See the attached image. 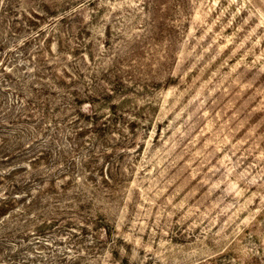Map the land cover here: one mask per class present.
Wrapping results in <instances>:
<instances>
[{
    "label": "rangeland",
    "instance_id": "374dc122",
    "mask_svg": "<svg viewBox=\"0 0 264 264\" xmlns=\"http://www.w3.org/2000/svg\"><path fill=\"white\" fill-rule=\"evenodd\" d=\"M0 264H264V0H0Z\"/></svg>",
    "mask_w": 264,
    "mask_h": 264
}]
</instances>
